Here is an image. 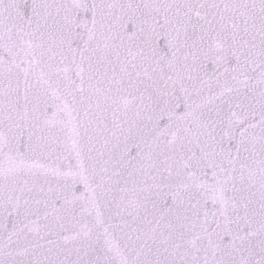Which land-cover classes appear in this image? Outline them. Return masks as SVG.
I'll use <instances>...</instances> for the list:
<instances>
[{
  "label": "snow or ice",
  "instance_id": "6c2138e0",
  "mask_svg": "<svg viewBox=\"0 0 264 264\" xmlns=\"http://www.w3.org/2000/svg\"><path fill=\"white\" fill-rule=\"evenodd\" d=\"M0 264H264V0H0Z\"/></svg>",
  "mask_w": 264,
  "mask_h": 264
}]
</instances>
